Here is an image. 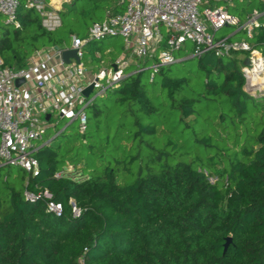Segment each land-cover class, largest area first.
Masks as SVG:
<instances>
[{
    "label": "trees",
    "instance_id": "trees-1",
    "mask_svg": "<svg viewBox=\"0 0 264 264\" xmlns=\"http://www.w3.org/2000/svg\"><path fill=\"white\" fill-rule=\"evenodd\" d=\"M127 1L72 0L62 26L48 32L19 0L20 27L0 29L4 66L23 68L38 50L88 40L113 3L123 12L110 13L121 14ZM253 1L223 2L240 24L261 15L253 37L240 31L229 41L244 34L264 53V0ZM111 39L88 40L84 65L112 68L123 51L107 53L102 43ZM183 52L147 82L158 53L130 64L128 77L88 108L84 133H68L76 122L53 138L50 128L51 142L34 154L37 171L0 166V264H264V93L245 88L236 59L249 53ZM45 191L61 215L38 198Z\"/></svg>",
    "mask_w": 264,
    "mask_h": 264
},
{
    "label": "built area",
    "instance_id": "built-area-1",
    "mask_svg": "<svg viewBox=\"0 0 264 264\" xmlns=\"http://www.w3.org/2000/svg\"><path fill=\"white\" fill-rule=\"evenodd\" d=\"M70 1L28 0L26 6L37 12L46 31L55 32L62 26L60 11ZM226 1L128 0L124 13H110L104 21L95 23L89 30L88 40L124 38L135 60H146L158 53L157 62L150 67L153 74L159 68L177 62L175 52L186 50L187 43L194 46L192 58H201L208 53L230 56L234 52H246L249 57L243 72L248 91L252 92L257 84H264L263 51L244 40L217 39L216 33L231 27L235 29L234 34L244 31L248 37H253L260 27L261 15L254 12L244 24H240L226 8L217 6ZM19 7V0H0V23L3 21L6 26L19 28ZM88 40L73 37L69 49L38 50L23 68L5 67L0 56V166L18 167L29 173L37 171L38 161L34 154L51 142L46 141L45 136L54 126L52 120L77 122L80 132L84 133L88 108L128 77L126 69L130 61L122 58L112 68L101 69L88 79L83 63L84 46ZM70 49L77 51L81 61L73 60L65 66L62 54ZM56 61L63 70L53 76L47 67ZM18 81L23 83L18 86ZM91 85L94 91L86 97L84 91ZM62 175L58 173L55 177L59 179ZM26 196L31 201L42 196L48 200L47 211L61 215V204L54 202L47 191L38 198L30 194ZM73 207L74 215L80 217L79 210Z\"/></svg>",
    "mask_w": 264,
    "mask_h": 264
},
{
    "label": "rangeland",
    "instance_id": "rangeland-1",
    "mask_svg": "<svg viewBox=\"0 0 264 264\" xmlns=\"http://www.w3.org/2000/svg\"><path fill=\"white\" fill-rule=\"evenodd\" d=\"M20 1L24 5V4H27L28 0H20ZM249 1L252 2L253 6H257L258 5V2H255L253 0H249ZM71 2H72V0L69 3L65 4L64 6L69 5ZM220 7L224 8V9L227 8L225 3L220 4ZM8 28H9L10 32L12 33L13 27L11 26V27H8ZM234 33H235V29L234 28L227 27V28H224V29L220 30L218 33H216V38L217 39H226V38L232 37ZM239 37H240V39H238V40H240V41L245 39L244 38V34H240ZM125 45H126V40L124 38H121V37H118L116 39L107 40V41L102 43V46L104 48H106V49L107 48H111V49H115V50L121 51V52L123 51V47ZM193 49H194V46L191 43H187L186 44V52H183L184 54L183 53H181V54L184 57L188 56V55L191 56V53H192ZM90 57H91V54L87 53L86 57L84 58V62L86 63L88 58H90ZM126 57L128 58L130 56L127 54ZM248 57L245 56V55H239L236 58L237 59V64L241 68V71H242L243 74H244L243 68L246 66V63L248 62ZM195 62L196 61H192V63H195ZM151 72L152 71H148L147 72L146 78L144 80L145 82H147V80L149 79V76H150ZM245 88L247 90L249 89L247 83H246ZM252 89H253L252 92H254L255 95H263V93H264V84L263 83H259V84L256 85V87H254ZM53 115H55L54 117H56V113H53ZM51 123L54 126L51 127L48 135L51 136L52 138L55 136V134L57 132H61L69 124V122H67V121H59L56 118H54ZM77 128H78V123L76 122L72 127H70L68 129V133L69 134H73ZM14 171H15V173L19 172V168H15Z\"/></svg>",
    "mask_w": 264,
    "mask_h": 264
},
{
    "label": "crops",
    "instance_id": "crops-1",
    "mask_svg": "<svg viewBox=\"0 0 264 264\" xmlns=\"http://www.w3.org/2000/svg\"><path fill=\"white\" fill-rule=\"evenodd\" d=\"M122 2H114L113 3V6L111 7V8H109V10L110 11H112V10H117V9H120L121 10V8H122ZM127 4H128V1H127ZM110 11L109 12H107L106 13V15L104 16V20L108 17V15L110 14ZM122 11V10H121ZM123 12V11H122ZM103 20V21H104ZM4 26V24H3V21H1V23H0V29L2 28ZM9 29V28H8ZM238 39H240V37L238 38ZM66 48H71V43H70V46L69 47H66ZM42 50V49H41ZM71 50V49H70ZM112 51H114V49H111V48H108L107 49V53H109V52H112ZM129 55L130 57H126V55ZM122 58H124V59H127L128 61H130V64H134L135 63V59L131 56V53H130V51H129V48H128V46H127V44L123 47V53L121 54V56L120 57H118V59H122ZM30 59L31 58H29V60H28V63H29V61H30ZM118 59H116L115 61H117ZM74 59H71V61H73ZM76 61V60H75ZM27 63V64H28ZM73 63V62H72ZM70 64H71V62H70ZM70 64H66L65 63V66H67V65H70ZM115 64V63H114ZM114 64H113V66H114ZM61 65H60V62L59 61H56V62H53V63H51L50 65H48V69H50V73L54 76L55 74H61V71L63 70V68L62 67H60ZM105 66V64L104 63H102L101 65H95V64H92V65H87L86 66V68H87V71H88V75H87V78L89 79V78H91L92 76H93V74H95V73H97V71L99 70H101V69H103V67ZM105 68V67H104ZM68 125H70V123L68 124Z\"/></svg>",
    "mask_w": 264,
    "mask_h": 264
},
{
    "label": "water",
    "instance_id": "water-1",
    "mask_svg": "<svg viewBox=\"0 0 264 264\" xmlns=\"http://www.w3.org/2000/svg\"><path fill=\"white\" fill-rule=\"evenodd\" d=\"M62 59H63V61H64V63H66V64H70V62H71V59H74V60H76L77 62H79L80 63V59L78 58V56H77V51L76 50H66V51H64L63 52V54H62ZM195 59H193V61H194ZM23 83V81H18L17 82V85L19 86V85H21ZM93 91H94V86L93 85H91V86H89L85 91H84V95L86 96V97H89L92 93H93ZM70 124H73V123H70ZM228 242H230V240H228Z\"/></svg>",
    "mask_w": 264,
    "mask_h": 264
},
{
    "label": "bare ground",
    "instance_id": "bare-ground-1",
    "mask_svg": "<svg viewBox=\"0 0 264 264\" xmlns=\"http://www.w3.org/2000/svg\"><path fill=\"white\" fill-rule=\"evenodd\" d=\"M260 67L262 66V63H260V65H259Z\"/></svg>",
    "mask_w": 264,
    "mask_h": 264
}]
</instances>
